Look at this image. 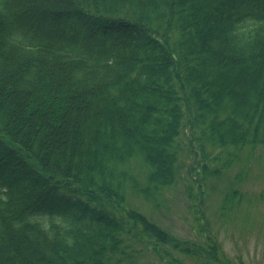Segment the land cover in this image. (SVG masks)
Listing matches in <instances>:
<instances>
[{
	"label": "trees",
	"instance_id": "16d2710c",
	"mask_svg": "<svg viewBox=\"0 0 264 264\" xmlns=\"http://www.w3.org/2000/svg\"><path fill=\"white\" fill-rule=\"evenodd\" d=\"M263 165L264 0H0V264H244L147 203Z\"/></svg>",
	"mask_w": 264,
	"mask_h": 264
},
{
	"label": "rangeland",
	"instance_id": "374dc122",
	"mask_svg": "<svg viewBox=\"0 0 264 264\" xmlns=\"http://www.w3.org/2000/svg\"><path fill=\"white\" fill-rule=\"evenodd\" d=\"M236 173L237 167L228 175L232 178ZM255 175L261 176L259 179L256 178L258 182L251 178V181L241 188L248 198L244 197L240 207L238 208L237 205L234 208L230 220L223 222L217 215L221 200L226 193L225 189L229 185L224 181L225 178L219 183L217 180L214 182L215 189L212 195L207 192L200 194V197H204L203 204L196 202L198 199L196 196L188 195L186 184L181 181L180 187L172 192L176 197L165 195L161 208H152L153 202H148L150 206L148 214L150 213L153 220L178 237L191 238L192 231L198 226L194 213L197 206L202 211L199 215L201 222L210 226L212 234L231 258L244 264H264V200L257 194L264 187V165L261 170L255 171ZM161 202L162 200L160 204Z\"/></svg>",
	"mask_w": 264,
	"mask_h": 264
}]
</instances>
